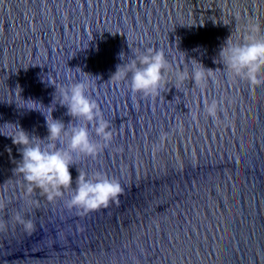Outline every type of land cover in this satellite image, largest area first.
I'll return each mask as SVG.
<instances>
[{
	"label": "water",
	"instance_id": "95a60500",
	"mask_svg": "<svg viewBox=\"0 0 264 264\" xmlns=\"http://www.w3.org/2000/svg\"><path fill=\"white\" fill-rule=\"evenodd\" d=\"M249 24L264 35V0H0V264H264V87L230 79L218 58ZM149 48L215 79L177 89L170 74L158 95L134 93L130 74L112 76ZM83 80L112 141L70 167L73 187L78 168L123 189L88 214L65 206L70 193L29 191L12 139L45 138L56 88ZM213 100L216 119L204 110ZM66 113L56 104L52 116L67 125Z\"/></svg>",
	"mask_w": 264,
	"mask_h": 264
},
{
	"label": "clouds",
	"instance_id": "9594fccd",
	"mask_svg": "<svg viewBox=\"0 0 264 264\" xmlns=\"http://www.w3.org/2000/svg\"><path fill=\"white\" fill-rule=\"evenodd\" d=\"M247 32L248 35L242 41H233L232 36L226 40L219 51V62L230 79L247 82L254 88L264 87V35L258 34L259 26L256 24H249ZM190 63L191 73L186 69L173 70L163 50L149 48L136 54L127 64L118 66L112 77L125 80L130 74V90L145 98L158 95L170 74L174 76V86L177 89L189 79L196 87H204L209 79H215L218 69L205 68L196 60H191ZM90 86L91 81L83 80L70 82L61 89L55 87L56 93L60 92V100L56 104L65 107L66 115L72 118L67 125L52 116L56 106H53L55 98L52 106L48 107V115L39 110L43 107L40 103L32 99L24 101L31 105L27 110L39 111L45 116L48 135L43 139L30 137L20 129L12 137L13 143L20 147L22 156L14 173L23 177L29 191L40 190L50 202L62 199L66 192L70 193L65 206L84 214L107 208L111 202L118 200L123 191L117 180L110 179L99 171L89 175L78 168L73 187L70 167H77V159L80 157L98 156L112 141L109 123L103 120L98 105L87 95ZM219 104L217 100L205 104L204 110L208 117L217 118ZM89 125L94 127V134L102 143L90 138ZM166 137L167 133L161 135V143L153 146L154 151L163 146ZM16 220L26 231H31L34 227L31 220H25L19 215ZM3 227L0 223V229Z\"/></svg>",
	"mask_w": 264,
	"mask_h": 264
}]
</instances>
